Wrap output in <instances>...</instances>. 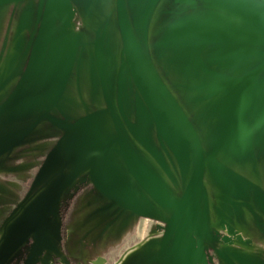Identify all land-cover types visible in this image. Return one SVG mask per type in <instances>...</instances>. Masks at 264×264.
<instances>
[{
  "label": "rangeland",
  "instance_id": "1",
  "mask_svg": "<svg viewBox=\"0 0 264 264\" xmlns=\"http://www.w3.org/2000/svg\"><path fill=\"white\" fill-rule=\"evenodd\" d=\"M37 233L33 264H264V0H0V264Z\"/></svg>",
  "mask_w": 264,
  "mask_h": 264
},
{
  "label": "water",
  "instance_id": "2",
  "mask_svg": "<svg viewBox=\"0 0 264 264\" xmlns=\"http://www.w3.org/2000/svg\"><path fill=\"white\" fill-rule=\"evenodd\" d=\"M50 203L47 205V207H45V210L40 214V217L42 218V216L46 215L48 208H50ZM41 221V219H40ZM50 244H52V241L49 239V236H42L40 233H37L36 235V244H35V248L34 251L32 252V254L30 255V259H29V263L33 264L32 261L34 260L35 256L38 254H36V250L41 251L42 248H48L50 246ZM19 244L16 245V247H18Z\"/></svg>",
  "mask_w": 264,
  "mask_h": 264
},
{
  "label": "bare ground",
  "instance_id": "3",
  "mask_svg": "<svg viewBox=\"0 0 264 264\" xmlns=\"http://www.w3.org/2000/svg\"><path fill=\"white\" fill-rule=\"evenodd\" d=\"M66 10H68V6L66 5L65 6ZM59 196V194L57 193L56 195H54V197L52 198L51 202H50V205L54 204L55 201L57 200V197ZM42 223H44L45 225L48 224V219H47V216H42L41 218V221ZM42 235V234H41ZM38 252V250H36V253Z\"/></svg>",
  "mask_w": 264,
  "mask_h": 264
},
{
  "label": "crops",
  "instance_id": "4",
  "mask_svg": "<svg viewBox=\"0 0 264 264\" xmlns=\"http://www.w3.org/2000/svg\"><path fill=\"white\" fill-rule=\"evenodd\" d=\"M56 234V233H55Z\"/></svg>",
  "mask_w": 264,
  "mask_h": 264
}]
</instances>
